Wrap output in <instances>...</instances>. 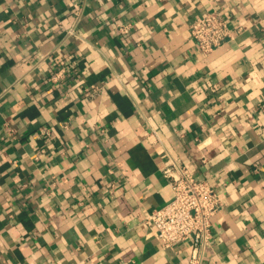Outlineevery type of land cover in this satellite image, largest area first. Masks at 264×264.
<instances>
[{"label":"crops","instance_id":"1","mask_svg":"<svg viewBox=\"0 0 264 264\" xmlns=\"http://www.w3.org/2000/svg\"><path fill=\"white\" fill-rule=\"evenodd\" d=\"M172 158L222 201L203 264H264V0H0V264H188Z\"/></svg>","mask_w":264,"mask_h":264},{"label":"built area","instance_id":"2","mask_svg":"<svg viewBox=\"0 0 264 264\" xmlns=\"http://www.w3.org/2000/svg\"><path fill=\"white\" fill-rule=\"evenodd\" d=\"M119 29L127 33L129 25L123 24ZM190 33L204 55L233 38L228 22L217 11L193 19ZM163 172L174 195L164 206L147 212L146 222L154 226L165 247L191 240L193 250L188 264H203L205 252L213 241L212 218L222 205L220 195L208 180L198 179L176 158H172Z\"/></svg>","mask_w":264,"mask_h":264}]
</instances>
